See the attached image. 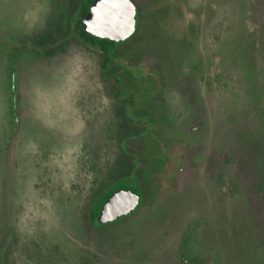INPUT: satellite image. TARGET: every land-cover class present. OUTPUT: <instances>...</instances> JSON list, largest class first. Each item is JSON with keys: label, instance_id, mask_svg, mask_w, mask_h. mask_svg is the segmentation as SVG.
I'll use <instances>...</instances> for the list:
<instances>
[{"label": "rangeland", "instance_id": "rangeland-1", "mask_svg": "<svg viewBox=\"0 0 264 264\" xmlns=\"http://www.w3.org/2000/svg\"><path fill=\"white\" fill-rule=\"evenodd\" d=\"M132 1L150 158L117 178L101 44H41L69 0H0V264H264V0ZM119 189L140 207L99 225Z\"/></svg>", "mask_w": 264, "mask_h": 264}, {"label": "trees", "instance_id": "trees-1", "mask_svg": "<svg viewBox=\"0 0 264 264\" xmlns=\"http://www.w3.org/2000/svg\"><path fill=\"white\" fill-rule=\"evenodd\" d=\"M92 2L93 0H69L65 15V29L57 30L56 33L49 32L41 44L51 47V51H53L54 46L58 43L61 45L67 43L73 38L74 34H79L83 39L101 44L104 51L102 76L111 83L113 95L115 98L122 100L123 105L121 108L122 118H120L118 133L116 134L119 150L116 176L117 178H125L135 174L139 177L142 173L144 176L145 170L148 169L150 157L146 156L142 151V145L144 149L145 142L151 138L150 135L144 133L151 128L153 118L150 112L143 109L139 110L136 107H145L146 105L144 106V104L149 102V96L148 91H144L143 89L142 79L134 75L122 63V60L125 58L123 48L129 45L136 37L137 31L129 40L120 44L98 39L84 32L81 20L86 15ZM136 6L139 8L138 5ZM108 46L111 47L108 48ZM115 46L119 48L113 49ZM131 142L138 145L139 151L143 155V169L138 167L136 157L128 149V144ZM95 219L97 221V217H93V220Z\"/></svg>", "mask_w": 264, "mask_h": 264}, {"label": "water", "instance_id": "water-1", "mask_svg": "<svg viewBox=\"0 0 264 264\" xmlns=\"http://www.w3.org/2000/svg\"><path fill=\"white\" fill-rule=\"evenodd\" d=\"M136 16L137 6L132 0H93L81 23L89 35L120 44L136 33ZM141 202L137 191L116 190L102 204L97 221L100 225L113 224L136 212Z\"/></svg>", "mask_w": 264, "mask_h": 264}]
</instances>
